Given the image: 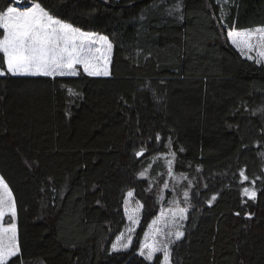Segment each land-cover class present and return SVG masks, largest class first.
Returning <instances> with one entry per match:
<instances>
[{
    "label": "trees",
    "instance_id": "16d2710c",
    "mask_svg": "<svg viewBox=\"0 0 264 264\" xmlns=\"http://www.w3.org/2000/svg\"><path fill=\"white\" fill-rule=\"evenodd\" d=\"M38 2L113 49L105 77L12 76L0 54V177L20 248L9 264H161L140 244L169 160L187 193L177 190L187 219L172 264H264V64L227 38L264 26V0ZM129 192L139 224L129 248L112 251Z\"/></svg>",
    "mask_w": 264,
    "mask_h": 264
},
{
    "label": "snow or ice",
    "instance_id": "6c2138e0",
    "mask_svg": "<svg viewBox=\"0 0 264 264\" xmlns=\"http://www.w3.org/2000/svg\"><path fill=\"white\" fill-rule=\"evenodd\" d=\"M20 3L21 0H17V4ZM143 18L142 16L141 19ZM221 23H224L223 19ZM225 27L228 26L225 24ZM0 30H2L0 54L7 73L12 76H43L53 79L77 76L80 74L77 66L89 77L110 75L109 64L113 44L109 37L96 31L83 30L57 17L38 0H30V6H24L23 9L20 6H8L5 10H0ZM227 38L247 59L254 60L257 64L264 63V26L244 30L229 28ZM253 52L256 53L255 56L252 55ZM5 74L0 70V76ZM159 139L157 135V140ZM136 155L142 156L143 150ZM169 155L175 159V152H170ZM168 163L171 175L172 161L169 160ZM143 175L142 172L141 176ZM240 175L243 180H248V176L243 171ZM128 195L131 196L132 193L129 192ZM244 195L255 200L256 191L245 188ZM185 197L187 199V193ZM215 199L216 197L213 196L212 200ZM209 204L211 205V201ZM185 213L186 209L173 212L171 221H166L170 228L169 232L165 235L157 228L152 242L141 245L140 254L151 261L156 253H162V264H172L170 245L180 241L184 237V232L179 226L173 232L171 226L175 224L177 217L180 220L187 219ZM6 215L11 217V222L6 227L0 224V264H9L12 257L20 255L14 196L8 184L0 177V221H3ZM248 218L251 219V214ZM133 222L135 223V220ZM156 223L157 221L154 220L153 224ZM129 231L132 229L130 228ZM157 236L163 239H157ZM172 236L175 237L174 240L171 239ZM131 243V237L125 240L122 234L112 244V251L128 249ZM144 249H147L146 253Z\"/></svg>",
    "mask_w": 264,
    "mask_h": 264
},
{
    "label": "rangeland",
    "instance_id": "374dc122",
    "mask_svg": "<svg viewBox=\"0 0 264 264\" xmlns=\"http://www.w3.org/2000/svg\"><path fill=\"white\" fill-rule=\"evenodd\" d=\"M13 1H14V4L12 6H19V4H17V0H13ZM20 7H21V5H20ZM21 8L23 9V7H21ZM0 31L2 32V30H0ZM229 43L237 50V48L230 41H229ZM238 52L241 54L240 51H238ZM252 55L255 56L256 53L253 52ZM242 56L246 58L245 55H242ZM110 64H111V61H110ZM110 64H109V72H110ZM262 64H264V63H262ZM77 68H78V71L79 70L83 71V69L80 68L79 66H77ZM6 70H7V68H6ZM101 77H105V76H101ZM165 185L166 186H164V187L160 186L162 188V195L159 197L160 207H159L157 215L151 220V222L147 226L146 232L144 233L141 244H140V250H141L142 244L152 242L153 234L157 228L162 230V232L165 235L169 232L170 228L167 226L166 221L167 222L171 221V217H172L173 212H176L180 209H186L181 204L180 196H179L178 191H177L179 188H176V186L178 187V185H179L178 176L172 172H171V175L168 173V177L166 179ZM166 190H168V192H166ZM179 190H181L182 198L185 197L186 191L183 189H179ZM242 195L244 196V191H242ZM244 197H246V195ZM142 209H143V207H142L141 203L138 200H136L133 195L129 196L127 194L126 199L124 201V205H123V211H124L126 224H125V227L123 228L122 232L117 237H120L123 234V237L125 240L127 239V237L130 236L131 241H132L134 233H135V231L138 227V224H139ZM185 215H186V213H185ZM129 217H132V219H130ZM133 220H135V223L133 222ZM154 220L157 221L156 224H153ZM184 221L185 220H180L177 217L175 224H173L171 226V231L174 232L178 226L180 227V230L183 231ZM10 222H11V217L9 215H6L4 220L0 221V224H3L6 227ZM130 228L132 229V231H129ZM117 237L114 240V242H116ZM156 238L157 239H163V237H160V236H157ZM171 239L174 240L175 237L172 236ZM171 245H170V247H171ZM121 250H126V249H121ZM144 251L146 253L147 249H144ZM141 256L143 258H145L144 255H141ZM156 256L160 257V262L162 264V253H156L154 258ZM148 261H150V260H148Z\"/></svg>",
    "mask_w": 264,
    "mask_h": 264
}]
</instances>
